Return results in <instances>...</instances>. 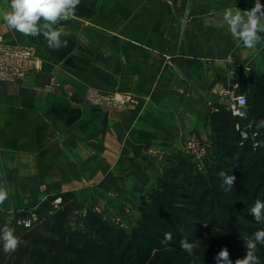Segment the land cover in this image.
Masks as SVG:
<instances>
[{
	"label": "crops",
	"instance_id": "crops-1",
	"mask_svg": "<svg viewBox=\"0 0 264 264\" xmlns=\"http://www.w3.org/2000/svg\"><path fill=\"white\" fill-rule=\"evenodd\" d=\"M254 3L81 0L75 18L61 21L70 35L58 50L0 20L6 43L31 45L44 60L41 74L0 85V182L22 176L31 196L70 190L85 207L116 195L127 204L109 198L117 203L109 207H138L165 158L188 142L213 149L211 116L227 104L216 86L247 87L254 77L264 43L244 48L223 21L226 8ZM9 4L0 0V10ZM53 69L58 88L49 86ZM93 91L130 93L138 104L99 107L89 101ZM103 209L107 220L116 213Z\"/></svg>",
	"mask_w": 264,
	"mask_h": 264
},
{
	"label": "trees",
	"instance_id": "trees-1",
	"mask_svg": "<svg viewBox=\"0 0 264 264\" xmlns=\"http://www.w3.org/2000/svg\"><path fill=\"white\" fill-rule=\"evenodd\" d=\"M262 78L250 79L244 117L216 104L212 159L203 169L185 155L171 159L161 178L165 192L161 188L141 206V219L132 232L91 212L79 215L78 198L63 192L39 205L30 228L8 226L21 243L5 254L0 242V264H215L223 247L235 264L247 251L244 237L264 229V221L257 222L249 211L256 199L264 201V129L257 134L254 124L264 119ZM244 130L249 138L243 137ZM220 172L235 176L231 191L221 188ZM58 197L61 202L54 209ZM73 217L76 227L71 225ZM4 221L0 214V229L7 225ZM166 233L171 240L162 243ZM181 239L199 247L189 255L181 249ZM257 255L264 260V246L258 245Z\"/></svg>",
	"mask_w": 264,
	"mask_h": 264
},
{
	"label": "clouds",
	"instance_id": "clouds-1",
	"mask_svg": "<svg viewBox=\"0 0 264 264\" xmlns=\"http://www.w3.org/2000/svg\"><path fill=\"white\" fill-rule=\"evenodd\" d=\"M81 0H10L7 9L0 10V20L6 23L10 30L25 37H43L50 49L58 50L67 47L64 36L70 35L62 26L61 21L74 19ZM223 21L227 25L231 36L242 42L246 49H255L258 44L264 43L260 33H264V5L255 0L254 6L248 10L226 8L223 12ZM257 134L264 129V119L255 121ZM221 188L224 192L232 190L235 176L225 172L219 173ZM8 199V191L0 186V205ZM257 222L264 221V201L256 199L249 209ZM171 240L169 233L165 234L162 243ZM0 242L5 254L15 252L21 241L14 234V230L5 226L0 229ZM246 253L238 258L235 264H264V260L257 255L258 245L264 246V229H260L244 237ZM181 249L192 255L199 247L197 242L181 239ZM215 264H232L227 247H223L214 257Z\"/></svg>",
	"mask_w": 264,
	"mask_h": 264
},
{
	"label": "rangeland",
	"instance_id": "rangeland-1",
	"mask_svg": "<svg viewBox=\"0 0 264 264\" xmlns=\"http://www.w3.org/2000/svg\"><path fill=\"white\" fill-rule=\"evenodd\" d=\"M260 3L264 5V0H260ZM0 85L3 84H18L19 82L23 81L25 78L28 77L29 74H41L44 69V60L39 56L37 50L31 46V45H13V44H8L6 43L4 37L2 34H0ZM5 50H22V51H28V55L26 58V52H23L22 57H19L16 54L10 55L7 59H4L1 55L3 51ZM4 59V60H3ZM28 64V68L25 73L21 74L20 70H24ZM258 68L256 70L251 71L254 77L262 76L264 77V57L260 55L259 62H258ZM257 71V72H256ZM53 74L50 75L52 78L51 84L49 85L50 88H58L60 86L58 80H57V74L56 70L53 69ZM255 73V74H254ZM264 79V78H262ZM240 86V87H239ZM236 85L232 87L231 89H226L224 90L221 86H216L215 92L221 94V97L223 99L224 103L229 109V105L233 103L234 97L237 96L238 94H245L247 95V92L249 90V86L247 87L245 85ZM48 87V86H47ZM90 96H92V100L90 99L89 101L93 103L96 106L99 107H104V106H109V107H115V108H125L128 105L131 104H138V100L134 98V96L130 93H124L121 91H113V92H99V91H93L89 93ZM91 98V97H90ZM222 102V101H221ZM245 114L242 116L244 117ZM252 140H254V136L251 137ZM213 149L210 151L208 148H205L202 143L194 141V142H188L184 148L178 149L177 151L173 152L169 157L165 158L164 161H162V164H164V171L163 173L157 176L158 180L155 182H148V192L145 198L140 199V203L137 206L132 205V208L130 211L127 212H119L122 211L121 209L126 210L127 208L124 205V208L118 207V209H115L114 207H109L112 205H116L117 203L113 204L108 201L109 198L117 200V202L122 201L123 203H126L121 196L115 197H106L103 198L100 204H93L91 206H84L88 205V202L86 204L81 202V198L77 197L73 191H63V192H72L77 198L80 204L82 205V210L80 211L79 215L81 214H86L87 212H91L94 215L98 216L100 219L103 221L107 222L110 225L120 227L125 229L128 232H132V230L138 225L139 220L141 219V206H143L146 203L151 202V196L156 193L160 192L161 188L163 190V187L161 185V178L163 177L164 172L169 168V163L170 160L173 159L174 157H178L180 155H185L189 157L192 161L198 164V167L203 169L204 168V162L206 160H211L212 159V153ZM26 166L20 165L19 169H25ZM10 174V173H9ZM16 176V175H10V177ZM22 176L19 178L15 177L13 180L8 179L5 182H0V186H4L7 191H8V199L4 202L3 205H0V214L4 217V222L7 224L6 226H11L13 225H19V226H24L25 228H30V226H27L25 223L26 222H32L36 219L35 215V210L39 207V205L46 200L49 196H57L60 195L61 191L59 190H54L55 192L50 193V194H45L41 193V195H38L37 192L40 193V190L35 191V196H31L28 189V180H21ZM10 181V182H9ZM85 187V186H84ZM86 188H89V186H86ZM9 191H14V192H19L18 197H11L13 195L10 194ZM57 191V192H56ZM162 192V191H161ZM163 192H165L163 190ZM91 199V197H89ZM61 202V198L58 197L53 201L54 209L58 208L59 203ZM102 204V205H101ZM108 208L109 210L113 209V218L107 220L108 216L104 213V209ZM112 211V210H111ZM26 212L31 213V217H20V214H25ZM130 212V213H128ZM136 214V215H135ZM112 216V213L110 214ZM126 215L127 219V224L126 222L122 219ZM138 216L139 220L138 222L131 227V219L133 217ZM133 220V219H132ZM135 221H133L134 223ZM71 225L73 227H76V218L73 217V220L71 221Z\"/></svg>",
	"mask_w": 264,
	"mask_h": 264
},
{
	"label": "built area",
	"instance_id": "built-area-1",
	"mask_svg": "<svg viewBox=\"0 0 264 264\" xmlns=\"http://www.w3.org/2000/svg\"><path fill=\"white\" fill-rule=\"evenodd\" d=\"M0 42H1V39H0ZM2 49H0L1 51ZM23 52H26V58L27 55H28V51H22V50H16V51H12V50H5L3 51L2 53V57L4 59H7L8 57H10V55H13V54H16L18 55L19 57H22L23 55ZM3 59V60H4ZM29 59V58H28ZM27 67L24 69V70H20V73L23 74L26 72L27 68H28V64L26 65ZM246 105H247V96L245 94H238L237 96L234 97V100H233V103L231 105H229L230 107V110L232 111L233 115L234 116H243L245 114V108H246ZM242 135L244 138H249V132L247 130H244L242 132ZM254 139V138H253ZM27 226H30L31 223L30 222H26L25 223Z\"/></svg>",
	"mask_w": 264,
	"mask_h": 264
}]
</instances>
